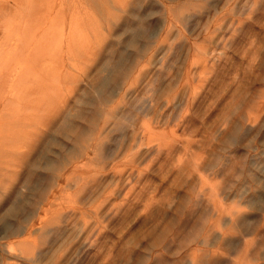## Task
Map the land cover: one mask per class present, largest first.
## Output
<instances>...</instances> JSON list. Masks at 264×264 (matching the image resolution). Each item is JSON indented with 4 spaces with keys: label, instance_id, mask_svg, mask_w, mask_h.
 <instances>
[{
    "label": "rangeland",
    "instance_id": "rangeland-1",
    "mask_svg": "<svg viewBox=\"0 0 264 264\" xmlns=\"http://www.w3.org/2000/svg\"><path fill=\"white\" fill-rule=\"evenodd\" d=\"M0 48V264H264V0H0Z\"/></svg>",
    "mask_w": 264,
    "mask_h": 264
},
{
    "label": "bare ground",
    "instance_id": "bare-ground-1",
    "mask_svg": "<svg viewBox=\"0 0 264 264\" xmlns=\"http://www.w3.org/2000/svg\"><path fill=\"white\" fill-rule=\"evenodd\" d=\"M9 1V0H8ZM252 6H253V4H252ZM33 15H32V9H30L29 10V12H27V13H24V14H20L18 17H17V19H16V21L18 22V23H20L21 21H20V19L19 18H24V20L25 21H29V20H31ZM76 17V16H75ZM184 19V22H186L187 21V17L185 16H180V18H179V20H181V19ZM77 20H79V19H77ZM235 22H236V20H234ZM232 22V23H235V22ZM8 22V21H7ZM7 22H5L6 24H8ZM183 22V23H184ZM72 24V23H71ZM79 24H80V22L78 23V26H79ZM73 25V24H72ZM76 25H77V23H76ZM75 26V25H74ZM78 26H77V28H78ZM73 27V26H72ZM80 27V26H79ZM75 28V27H74ZM76 28V29H77ZM73 29V28H72ZM72 29H70V32H72ZM73 30H75V29H73ZM74 32H76V30L74 31ZM73 33V32H72ZM63 35H65L64 33H63ZM29 38H34V37H32V35L30 34V32H29ZM20 40L22 41V42H24L26 45H27V47L29 48L31 45H32V43H33V41L32 40H29V39H27L26 38V36H21L20 37ZM14 44V43H13ZM12 44V50H10L11 48H3V49H1L0 48V54H1V52L2 51H6L7 49L8 50H10V53H14V54H16L17 53V50H18V47H19V44L18 43H15L14 45ZM30 51V50H29ZM197 51H199V55L200 56H202L203 58H204V62H207V61H211V59H214L216 56H210V55H208V53H207V51L205 50V49H203V48H197ZM199 78H200V80H203L202 82H206L207 81V78L206 77H202V75L201 74H199V76H198ZM10 79V76H9V74H7V76L3 73V71H1L0 72V111H2V107L4 106V105H6V104H15V103H20L21 101H24L25 102V104H27V106L28 107H30L31 106V108H32V106H36V107H39L37 104H39V101L38 100H40L41 101V99H38V100H35V102H32L31 100H28V97L25 95V97H23V98H21V95H20V93L19 92H17V89H13L14 87H12L11 86V88H9V87H7L6 85H5V83H6V80H9ZM12 84H14V83H12ZM11 84V85H12ZM16 88V87H15ZM9 90V91H8ZM8 91V92H7ZM11 92V93H10ZM197 91L196 92H192L191 93V95L189 96V100L190 99H192V100H195L196 98H197ZM36 99V98H35ZM34 100V99H33ZM29 104V105H28ZM40 104H41V102H40ZM188 105V104H187ZM26 106V107H27ZM190 107V106H189ZM34 108V107H33ZM102 110H105V107H103V109ZM188 110V109H187ZM28 111V110H27ZM35 111V110H34ZM190 111V109L188 110V112ZM26 113V112H25ZM35 114V113H34ZM26 115V114H25ZM27 116L30 118V115H29V113H27ZM26 116V117H27ZM25 117V118H26ZM28 118V119H29ZM24 119V118H23ZM31 121V120H30ZM30 121H29V123H30ZM25 122V121H24ZM28 125V124H27ZM12 126V125H11ZM24 126V125H23ZM25 126H26V123H25ZM14 127V126H13ZM11 128V127H10ZM17 128H20V126H18ZM21 128H22V126H21ZM12 130H15V128L13 129V128H11V129H9V132H11ZM92 130V129H91ZM25 131V130H24ZM241 131V130H240ZM92 132V131H91ZM8 133V132H7ZM18 132H16V135H18L19 136V134L20 135H22L21 134V131L19 132V134H17ZM94 133V132H93ZM92 133V134H93ZM12 134V137H13V133H11ZM25 134H27L26 132H25ZM91 133H87V132H85V131H79V133H77L76 134V137L75 138H79L80 140H84L87 144H88V142L89 143H91V144H93V146L91 147V149H92V152H93V154H97V149H99V147L101 146V145H103V142L105 141V139H106V136L104 135V134H102V132H96V134L95 135H93L92 137H93V140L91 141V140H89V139H92V138H90L91 137V135H90ZM15 135V136H16ZM90 135V136H89ZM7 136H9V135H7ZM11 137V136H10ZM11 137V138H12ZM2 138V137H1ZM78 139V140H79ZM28 145H30L29 143H27ZM26 144V145H27ZM81 144H82V141H81ZM90 144V145H91ZM3 145H5V144H3ZM27 145V146H28ZM10 146V145H9ZM21 146H23V145H21ZM84 146V145H83ZM85 148V147H84ZM86 148H87V151L89 152V149H90V147H89V145H87L86 146ZM28 149V148H27ZM1 150H3V149H0V151ZM29 150H30V148H29ZM28 150V151H29ZM18 151H19V149H18ZM27 151V150H26ZM21 154V153H20ZM86 154H87V152H86ZM26 155V154H25ZM84 155V154H83ZM82 155V156H83ZM12 156V155H11ZM22 156V155H21ZM81 156V157H82ZM94 156V155H93ZM17 157H19V156H17ZM81 157H80V159H81ZM90 157V156H89ZM14 158V157H13ZM1 160V159H0ZM13 160V159H12ZM15 161V160H14ZM80 161V160H79ZM16 162V161H15ZM18 162V161H17ZM1 163H2V161H1ZM3 163H5V160H3ZM7 164V163H6ZM12 164H16V163H12ZM8 165V164H7ZM6 166V165H5ZM77 166H79V165H77ZM81 166H83L82 164H81ZM6 168H7V166H6ZM75 168V167H74ZM76 168H78V167H76ZM9 169V168H8ZM1 165H0V173H1ZM73 176V175H72ZM74 176H75V174H74ZM82 175H80L79 177L77 176V178L79 179L80 178V181H81V179H82V184L81 185H84V183H85V181H86V178L85 177H81ZM69 178V177H68ZM88 178V177H87ZM70 179V178H69ZM68 181V180H67ZM78 181V180H77ZM79 181V182H80ZM84 182V183H83ZM55 200V199H54ZM54 202V201H53ZM52 202V203H53ZM86 213V212H85ZM51 229V226H47V227H45V225L44 226H42L41 227V232H43V231H46V232H48L49 230ZM44 233V232H43ZM34 254H31V258H34Z\"/></svg>",
    "mask_w": 264,
    "mask_h": 264
}]
</instances>
